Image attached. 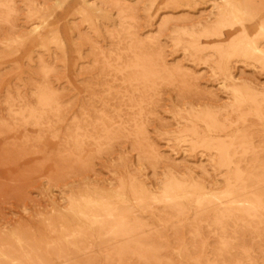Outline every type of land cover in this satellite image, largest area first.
Here are the masks:
<instances>
[{"label": "rangeland", "instance_id": "1", "mask_svg": "<svg viewBox=\"0 0 264 264\" xmlns=\"http://www.w3.org/2000/svg\"><path fill=\"white\" fill-rule=\"evenodd\" d=\"M228 1L0 0V264H264V0Z\"/></svg>", "mask_w": 264, "mask_h": 264}, {"label": "bare ground", "instance_id": "2", "mask_svg": "<svg viewBox=\"0 0 264 264\" xmlns=\"http://www.w3.org/2000/svg\"><path fill=\"white\" fill-rule=\"evenodd\" d=\"M226 4L229 7V14L232 15L233 19L238 21L240 24H242V21L246 17V13L236 5L229 3L228 0H225ZM262 23V22H261ZM238 24V23H237ZM35 31L38 30L37 26L34 28ZM241 31H243V39H244V45L248 49V51L252 55H259L264 58V53L262 50L256 45L255 37L251 36L248 31H246L245 27L241 25ZM245 187V186H244ZM209 198V197H208ZM216 200V199H215ZM111 210V209H110ZM114 230V229H113ZM115 231V230H114Z\"/></svg>", "mask_w": 264, "mask_h": 264}]
</instances>
